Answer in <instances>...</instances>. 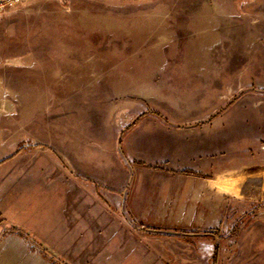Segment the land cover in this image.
<instances>
[{
    "label": "rangeland",
    "instance_id": "obj_1",
    "mask_svg": "<svg viewBox=\"0 0 264 264\" xmlns=\"http://www.w3.org/2000/svg\"><path fill=\"white\" fill-rule=\"evenodd\" d=\"M217 3L232 12L241 4L257 14L260 36L247 56L229 49V41L212 49L203 45L200 55L228 61L233 73L246 58L248 78L262 77L264 0H19L0 10V159L13 158L16 173L26 163L32 168L27 154L40 157L39 175L28 180L34 189L0 198V264H264V191H243L194 209L165 202L163 224H148L147 208L190 179L185 170L173 176L154 168L206 171L215 152L205 149L199 163L176 155L174 142L157 145L159 151L149 143L156 131L146 115L158 105L147 78L163 72L153 60L163 56V10L191 13ZM187 35L179 38L186 41ZM34 78L40 96L31 95ZM212 92L202 96L200 115L217 99ZM133 115L143 117L137 126ZM257 138L226 147L224 159L257 150ZM161 150L166 155L158 164L154 157ZM18 151L25 159L17 161ZM10 175L3 191L16 196L26 177ZM79 177L94 192L72 187ZM130 200L136 224L117 228L114 216L129 217L124 209ZM192 216L197 222L187 223ZM134 231L129 245L126 236ZM120 239L137 247L123 255L101 249Z\"/></svg>",
    "mask_w": 264,
    "mask_h": 264
},
{
    "label": "crops",
    "instance_id": "obj_2",
    "mask_svg": "<svg viewBox=\"0 0 264 264\" xmlns=\"http://www.w3.org/2000/svg\"><path fill=\"white\" fill-rule=\"evenodd\" d=\"M238 1L246 4L248 1L254 2V0ZM217 5L218 3L207 8L206 6L200 7L192 10L191 13L182 10L174 12L163 10L164 36H161L160 41L164 43V57L161 56V59L157 60L153 58L155 62L163 64V72L161 74L153 73L147 78L151 86L148 94L154 97L158 109L152 110L146 115L150 118L149 121L156 131L152 133L154 138L149 139V143L153 144L157 151L160 150L157 149V145L159 147L160 144L168 145L174 142L177 148L176 155L182 154V156L185 155L183 159L192 158L191 160L195 159L200 163V157L205 149L211 151L215 149L213 154H209L210 160L214 164L210 165L206 171H200L201 168H193L189 165H184L181 169L154 168L156 174L164 171L165 174L173 176H182L183 174L179 172L185 170L184 175L189 176L190 179H188V183H181L182 186L175 188L174 191L171 190L170 193L165 191L164 195L168 194V197H160L156 204L147 208L149 211L146 213L151 219L150 223L141 222L139 224H163L165 202L173 203L174 208L181 203L180 207L182 208L191 207L194 209L197 206H212L208 203L209 201L215 202L228 196H240L243 191H264V74L262 77L252 75L248 78L246 72L249 66L244 60L246 58L243 59V64L239 62L240 68L236 70V73H233L232 68L227 65L228 61L212 60L208 56L200 55V47L203 45L212 49L223 46L225 41L226 43L229 41L231 43L229 49H234L237 53L247 56L246 51L248 52L252 45H256L258 40L256 43L255 40L260 36L259 27L255 23L257 14L241 9V4L237 7V12ZM239 17L242 20L239 21ZM186 32L189 33L186 41L180 39L179 36L182 38ZM170 68H174L176 71L170 74L168 71ZM39 82L38 78H34L29 84L32 96H40L42 88H40ZM220 86H222L223 92ZM210 90L213 91L212 94L217 99L212 101L208 113L200 115L203 108L202 96ZM37 103L33 102V105L38 106ZM34 106L31 107L33 113L37 110ZM133 118L135 126H137L143 117L135 118L133 115ZM31 124L33 126L35 124L32 119ZM165 130H169L170 135H163ZM179 132L181 133L179 134ZM253 136H258L257 150L250 151L240 159L232 160L229 157L224 159L226 158L225 152L228 151L227 148H232L233 145L248 144ZM21 152L16 153L17 161L19 157L22 160L24 158V154L22 155ZM159 153L161 155H156L154 159L156 163L161 164L164 150ZM27 156H31L32 168L29 170L26 163L17 167L16 173L14 168H10L13 158L5 155L0 159V198L4 201L13 197L18 198L23 188L29 189V186L32 185L34 189L36 185V183L33 184L34 179L40 172L38 162L40 157L39 154L33 152ZM11 173L16 176L23 174L26 177V180L22 179L23 183L16 186V196L8 194L7 190L3 191L11 182L6 179L7 176H12ZM30 177L33 181L32 184L28 183ZM76 182L71 186L79 187L82 192H94L93 187L91 188V185L84 179L79 177ZM255 185L256 189H253ZM94 196L96 195L94 194ZM129 202V206L124 209L129 213V217L125 215L126 217L123 219L121 216H114L115 223L113 222V224L117 228L119 224H136L135 220H131L135 219L132 214L134 204L131 200ZM195 218L192 216L186 222H197L194 221ZM165 221H168V218ZM141 236L145 237L146 235ZM126 238L129 239L130 245L131 239L136 240V232L134 231L131 236L127 235ZM151 238L147 237L148 240ZM120 240L122 241V239ZM121 241L113 240L115 243L112 246L106 244L101 249H110L111 255H123V251L129 247L126 244L127 241ZM136 243L134 241L132 246L137 247Z\"/></svg>",
    "mask_w": 264,
    "mask_h": 264
},
{
    "label": "built area",
    "instance_id": "obj_3",
    "mask_svg": "<svg viewBox=\"0 0 264 264\" xmlns=\"http://www.w3.org/2000/svg\"><path fill=\"white\" fill-rule=\"evenodd\" d=\"M19 0H0V10H4L6 8H10L15 5Z\"/></svg>",
    "mask_w": 264,
    "mask_h": 264
}]
</instances>
